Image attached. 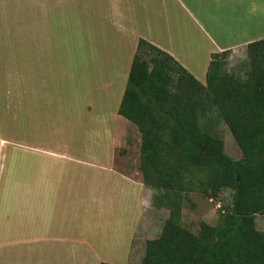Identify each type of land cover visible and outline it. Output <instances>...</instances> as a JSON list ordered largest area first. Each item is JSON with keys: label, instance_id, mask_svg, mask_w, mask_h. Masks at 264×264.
<instances>
[{"label": "trees", "instance_id": "16d2710c", "mask_svg": "<svg viewBox=\"0 0 264 264\" xmlns=\"http://www.w3.org/2000/svg\"><path fill=\"white\" fill-rule=\"evenodd\" d=\"M230 51L215 53L199 82L171 55L141 39L118 114L141 133L142 183L170 212L148 240L141 264H264V40L247 46V74L228 71ZM223 122L243 159L225 151ZM231 200L216 225L194 233L182 221L183 194ZM108 264V263H102Z\"/></svg>", "mask_w": 264, "mask_h": 264}, {"label": "crops", "instance_id": "0c3cea01", "mask_svg": "<svg viewBox=\"0 0 264 264\" xmlns=\"http://www.w3.org/2000/svg\"><path fill=\"white\" fill-rule=\"evenodd\" d=\"M97 1L99 4L97 6L99 7L98 10L94 11L89 8L86 1L83 11H79L75 1L73 2L74 5H71V0L65 2L60 0H37L39 17L37 29L42 30L41 33H43L41 23L42 26L47 25L46 18L41 19L43 14H57L63 6L69 3L67 23L69 25H73V23L81 25L80 20L77 21V17H83L85 21L82 25L84 26L86 40H89L88 33L91 38L98 41V45L106 57L105 61L112 58L117 62H126V65H124V72L126 73L123 76L126 82L121 80L119 83V92L117 91L115 95L113 105L114 117L118 116L125 119L118 114V110L138 43L141 39L171 55L202 84H205L213 54L230 51V65L235 59L239 60L242 55L247 57V46L250 43L264 40V0L164 1L162 6L166 7V3L169 7V11L164 12V15L160 12L161 9L158 10L156 0ZM177 7L182 12V16L179 15L178 21H174L171 12ZM145 18L148 19L147 31H145L146 24L142 21ZM181 18L191 23L196 32H200L198 33L200 34L199 37L194 34L190 35L187 32L183 23L185 21L179 20ZM174 23L177 28L175 33H172ZM68 29L69 31L73 29L71 32L73 37L77 36V32L82 35L80 32L82 30L79 31L78 28L68 26ZM26 34L27 30H25V37L22 36L20 41L21 59L23 60L22 63L24 62L21 65V70L24 67H26V70L29 69L30 64L35 66L37 63L44 61V55L43 57L37 55V52L41 49L39 44L37 42L30 44L29 41L33 40L29 39ZM36 40L38 41L39 38L37 37ZM90 59H93V55H90ZM95 60L102 61L99 57H95ZM246 61L245 58L239 64H245ZM100 65L102 64L96 66L97 70ZM107 69L108 65L105 66L104 71L107 72ZM38 75L46 76L43 72L42 74L39 73V71ZM27 79L25 77V80ZM100 87L102 91L104 87V92H115V87H109L107 80L102 81ZM24 93L27 94L26 89ZM23 101L21 96L18 107L21 115V127L26 124L30 106L29 103ZM23 115L25 118H23ZM100 119L106 122V124L103 123L101 130L104 132V140L110 143V147L113 145V154L109 153L110 156L106 157L105 163H100L99 159L91 157L87 162L84 161L77 166H70V159L66 155L44 152L64 162H69L60 171L64 179L60 177V180L50 182L49 174L52 173L50 172L52 168L48 167H38L39 173L33 180L7 181L4 180L5 172L0 177V189H5L6 195H8L5 202L8 205L9 203L16 204L15 209L20 210L21 223L23 224L24 221L25 228L28 229L24 231L26 239L25 244H23V246H26L27 252H29V247L34 245L32 242L29 243L27 239L33 233L29 230H32L34 221H37L36 229L39 224L41 225L43 221L47 220L56 221L61 219L69 225L64 227L66 229L65 233L68 235L59 240L51 239L43 234L38 237L35 245L37 251H41L42 257L37 258V264H135L131 257L142 223H144L142 230L146 234H151L154 223H160L164 226L169 218L170 212L167 209L169 215L166 219L163 216H156V212L161 213L160 210L151 209L147 211L145 216L146 209L142 205V193L148 189L154 196V192L145 187L144 184L138 183L139 181H136L130 175L129 170H120L116 167L118 156L114 152H129L132 148H136L137 152H140L141 133L137 126L125 119L137 128L138 136L134 139L132 135L126 134L121 138H117L111 128L108 127L107 118L100 117ZM91 125L92 118H89L88 126H90V130ZM4 144V140L0 139L1 152ZM36 150L45 151L37 148ZM89 156H92V154H89ZM119 159L124 158L120 157ZM79 166L82 167L79 168ZM55 173H52L53 177ZM111 178L114 182H112L111 189L108 190L107 184ZM123 185L127 187L129 192L126 193L122 187ZM27 205L32 207V211H25ZM9 210L11 212L12 208L9 207ZM10 212L4 213L6 219L11 218L12 213ZM135 225L137 230L133 231L132 227ZM161 231H159L157 237ZM28 232L29 235L27 236ZM127 234L128 240L126 238ZM147 241H145V246ZM41 243L52 245L47 247L42 246ZM58 244H64V246H62L63 252L57 262L55 263V260H53L54 263H52L51 260L44 259L46 251L58 249ZM9 246H12V244H9ZM119 252L122 255H118ZM143 256L141 255L140 258L142 259ZM21 257L28 258L29 256ZM21 260L23 262H20V264H30L24 259Z\"/></svg>", "mask_w": 264, "mask_h": 264}, {"label": "rangeland", "instance_id": "374dc122", "mask_svg": "<svg viewBox=\"0 0 264 264\" xmlns=\"http://www.w3.org/2000/svg\"><path fill=\"white\" fill-rule=\"evenodd\" d=\"M74 1L79 11H83L86 1L89 8L94 11L99 8L97 0H71V5H74ZM164 1L172 0H156L158 10L161 9L160 12L163 15L164 12L169 11L166 3V7L162 6ZM69 6V3L63 6L57 14H43L41 19L46 18L47 25L42 26L41 23L44 30L41 33L42 30L37 29L39 19L37 0H0V139L5 143L2 145V152L0 151V177L5 172L4 180L11 182L33 180L39 173L38 167L52 168L50 172H56L54 177L52 173L49 174L50 182L60 180V177L64 179L60 171L69 162H64L44 152L66 155L70 159V166L87 162L91 157L99 159L100 163H105L106 157L110 156L109 153L113 151V145L110 147V143L104 140V132L101 130L106 122L100 117L107 118V125L117 138L126 134L132 135L134 139L138 136L137 128L134 125L121 117H114L113 105L115 95L117 91L119 92V83L121 80L126 82L123 78L126 73L124 72L126 62H117L112 58L105 61L106 57L101 51L98 41L91 38L88 33L90 41L85 38L82 25L85 21L84 18L77 17V21L80 20L81 25L67 23ZM171 14L174 21H178V18L182 16L178 7L172 10ZM179 20L183 21L184 18ZM142 21L146 24L145 31H147L148 19L145 18ZM183 23L190 35L194 34L199 37L198 33L200 32H196L191 23L188 21ZM28 26L29 28H27ZM68 26L78 28L79 31L82 30L80 31L82 35L77 32V36L73 37L71 34L73 29L69 31ZM176 28L177 25L174 23L172 33H175ZM25 30H27V37L33 40L29 41L30 44L37 42L41 48L37 55L42 57L44 55V61L36 64L38 69L36 65L30 64V72L29 69L26 70V67L21 70V65L24 62L22 63L21 59L20 41L22 36L25 37ZM37 37L39 43L36 40ZM90 55H93V59H90ZM243 56L228 65L227 69L230 73L234 72L240 77H245L249 69L246 64H239L246 58ZM95 57H99L102 61H94ZM100 63L102 65L97 70L96 66ZM107 65L106 72L104 68ZM38 71L41 74L43 72L46 76H39ZM25 77L28 79L25 80ZM40 78L41 80H39ZM104 80H107L109 87H115L114 93L104 92V87L102 91L100 85ZM25 89L27 94L24 93ZM21 96L23 102L30 105L25 128L21 127V115L18 108ZM117 106L118 103L116 108ZM89 118H92L91 130L88 126ZM217 132L225 142L226 154L233 160L241 161L243 159L242 152L223 122L217 126ZM36 148L45 151L36 150ZM114 154L118 156L116 167L120 170H129L130 175L142 185V177L139 173L140 152H137L136 148H132L129 152H114ZM120 157L124 159L121 160ZM81 167L79 166V168ZM112 182H114L113 179H109L108 190L111 189ZM124 186L122 187L126 193L129 192ZM6 196H8L6 190L0 189V263L20 264L23 262L21 259H24L30 264H37V258L42 257L41 251H37L35 245L38 237L43 234L51 239L59 240L68 235L65 233L64 227L69 225L61 219L47 220L43 221L41 225L39 224L36 229L37 221H34L32 230H29L33 233L31 237L27 238L29 243L32 242L34 245L29 247V252H27L26 246H23L26 239L24 237L26 235L24 231L27 229L25 228L26 224L24 221L23 224L21 223L20 210L15 209L16 204L9 203L8 205L5 202ZM141 197L144 203L142 205L146 209L145 216L147 211L153 209L161 211V213L156 212V216H163L165 219L168 217L169 212L154 203L155 196H152L150 190H145ZM230 200L231 192L229 191H223L216 199H209L201 194H183V224L194 233L199 231L201 222L205 221L216 225L221 208ZM9 207L12 208L11 212ZM31 209L32 207L27 205L25 211L30 212ZM6 212L12 213L11 218L4 217ZM256 223L258 230L264 232V216H257ZM143 225L144 223L140 226V233L138 231L139 236L136 238L131 257L135 264L142 262L140 256L145 253V241L156 239L163 226V224L154 223L151 234H146L142 230ZM132 229L133 231L137 230L136 225ZM126 238L128 240V234ZM41 245L49 247L52 244L41 243ZM62 246L64 244H58V249L47 250L44 259L51 260L52 263L55 260L56 263L63 252ZM140 253L142 254L139 256ZM25 255L29 257H21ZM118 255L122 254L119 252Z\"/></svg>", "mask_w": 264, "mask_h": 264}]
</instances>
